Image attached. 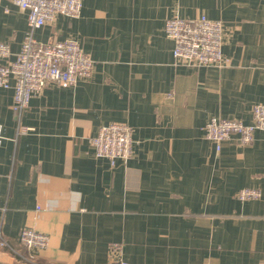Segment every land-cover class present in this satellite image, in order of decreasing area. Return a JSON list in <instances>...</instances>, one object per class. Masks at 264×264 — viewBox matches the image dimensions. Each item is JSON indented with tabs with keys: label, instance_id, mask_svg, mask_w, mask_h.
<instances>
[{
	"label": "crops",
	"instance_id": "0c3cea01",
	"mask_svg": "<svg viewBox=\"0 0 264 264\" xmlns=\"http://www.w3.org/2000/svg\"><path fill=\"white\" fill-rule=\"evenodd\" d=\"M202 14L222 21L223 66L174 56L166 19ZM28 30L27 11L1 0L9 59ZM33 36L75 39L94 63L73 86L49 82L21 116L0 87V237L19 253L0 249L1 264H264V131L218 150L203 130L215 116L250 123L264 104V0H83L80 16ZM110 122L132 127L127 161L91 144ZM244 187L261 197L238 199ZM23 228L47 247L23 246Z\"/></svg>",
	"mask_w": 264,
	"mask_h": 264
},
{
	"label": "built area",
	"instance_id": "2783aa9c",
	"mask_svg": "<svg viewBox=\"0 0 264 264\" xmlns=\"http://www.w3.org/2000/svg\"><path fill=\"white\" fill-rule=\"evenodd\" d=\"M11 1L27 11L29 30L15 59H9V44L0 41V87L14 88L13 108L21 116L29 107L32 95L42 91L49 82L62 87L73 86L79 77L91 75L94 62L75 39L41 43L33 36L36 28L53 21L57 14L80 16L83 0ZM165 32L174 41L175 58L198 66L226 64L227 60L222 52L224 29L221 20L209 18L205 14L195 19L171 16L165 21ZM1 129L0 125V142L3 138ZM258 129L264 131L263 103L253 106L250 123L215 116L210 118L203 128L205 137L213 141L218 150L221 149L222 143L233 135L238 136L237 142L240 145L251 143ZM90 141L97 156L108 158L112 164L117 160L127 161L133 150V130L125 122H110L102 125ZM261 194L258 188L244 187L238 190L237 198L258 199ZM19 242L28 249H43L47 247L49 237L44 232L23 228ZM0 249L19 255L8 240L2 237ZM111 251L114 256L119 257L122 245L113 243ZM24 260L34 263L33 258L24 257ZM120 264L131 263L120 260Z\"/></svg>",
	"mask_w": 264,
	"mask_h": 264
},
{
	"label": "rangeland",
	"instance_id": "374dc122",
	"mask_svg": "<svg viewBox=\"0 0 264 264\" xmlns=\"http://www.w3.org/2000/svg\"><path fill=\"white\" fill-rule=\"evenodd\" d=\"M1 264V263H0ZM16 264H31V263H29V262H26V263H22V262H20V263H16ZM36 264H39V263H36Z\"/></svg>",
	"mask_w": 264,
	"mask_h": 264
}]
</instances>
